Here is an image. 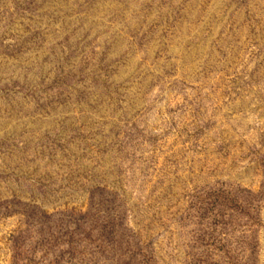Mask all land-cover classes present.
<instances>
[{"label": "rangeland", "instance_id": "1", "mask_svg": "<svg viewBox=\"0 0 264 264\" xmlns=\"http://www.w3.org/2000/svg\"><path fill=\"white\" fill-rule=\"evenodd\" d=\"M0 264H264V0H0Z\"/></svg>", "mask_w": 264, "mask_h": 264}]
</instances>
